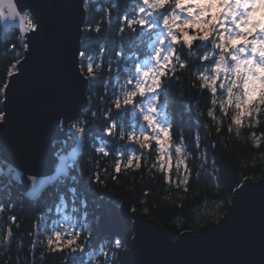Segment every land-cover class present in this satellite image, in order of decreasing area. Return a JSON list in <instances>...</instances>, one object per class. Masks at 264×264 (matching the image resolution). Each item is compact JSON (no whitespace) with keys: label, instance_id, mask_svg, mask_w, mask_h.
Listing matches in <instances>:
<instances>
[{"label":"trees","instance_id":"obj_1","mask_svg":"<svg viewBox=\"0 0 264 264\" xmlns=\"http://www.w3.org/2000/svg\"><path fill=\"white\" fill-rule=\"evenodd\" d=\"M85 9L80 60L82 72L89 79L87 95L91 100L73 126H80L84 132L82 153L70 167L68 177L34 201L11 187L0 163V264H96V259L104 257L117 240L128 243L125 252L117 249L115 255L105 259L109 264H135L131 255L135 221L125 219L126 215L155 220L176 240L184 232L195 234L220 221L245 180L264 178V124L241 128L243 138L236 135L234 128L229 132L230 121L217 132L215 123L206 115L211 94L201 96L184 71L164 68L156 104L168 127L161 140L167 137L181 147V156L177 158L172 148L170 163L161 165L155 139L144 141L145 147L129 140L128 136L139 130V124L147 126L140 122L143 112L134 108L143 98H134L133 105L125 106L123 113L115 110L109 114V110L114 109L112 100L130 73L132 62L151 57L154 34L145 26L138 33L128 30L118 41L111 38L113 30L121 26V21L126 24L125 16L132 12L125 0H86ZM97 27L100 32H96ZM20 38L17 29H5L0 19V102L9 76L24 55ZM109 41L123 54L115 62L101 51ZM90 62L91 74L87 71ZM141 107L144 111L146 104ZM132 113L137 115L134 120ZM113 124L117 126L116 135L110 136L107 130ZM100 147L109 154L100 153ZM129 148L135 149L131 166L127 164ZM122 151L125 156H121ZM55 153L66 154V145L56 144ZM63 207L74 224L62 220L63 213L58 210ZM61 229L66 234L60 235L59 241L54 233H61ZM70 239L84 250L71 253L75 245L67 243Z\"/></svg>","mask_w":264,"mask_h":264},{"label":"water","instance_id":"obj_2","mask_svg":"<svg viewBox=\"0 0 264 264\" xmlns=\"http://www.w3.org/2000/svg\"><path fill=\"white\" fill-rule=\"evenodd\" d=\"M85 1L12 0L24 25L8 0L0 13L3 27L17 29L30 44L4 89L1 169L11 187L32 201L68 177L82 153L84 132L72 126L89 107V79L80 60ZM28 16L41 25L38 32L28 30ZM59 143L66 145V154L55 153ZM129 217L135 221V264H264V178L245 180L220 221L176 240L155 220Z\"/></svg>","mask_w":264,"mask_h":264},{"label":"clouds","instance_id":"obj_3","mask_svg":"<svg viewBox=\"0 0 264 264\" xmlns=\"http://www.w3.org/2000/svg\"><path fill=\"white\" fill-rule=\"evenodd\" d=\"M125 3L132 7V12L125 16L126 24L121 21V26L113 30L111 38L118 41L128 30L138 33L145 26L155 38L150 45L149 61L143 65L132 62L130 73L125 75L112 100L114 109L109 114L115 110L125 112V106L133 105L136 97L143 99L134 108L143 112L141 105L147 100L150 115H144L143 119L155 134L153 139L158 145L161 165L170 163V149H175L177 158L182 154L181 147L170 143L167 137L158 138L168 127L151 115L157 111V89L162 86L160 77L164 75V67L188 73L189 82L201 96L205 92L211 94L206 115L215 123L217 132L230 121L229 132L234 128L236 135L243 138L241 128L264 124V0H125ZM101 51L114 62L123 55L111 41ZM153 93L149 100L148 94ZM115 126L113 135H116ZM119 138L123 140L124 136ZM136 142L146 146L139 137ZM126 244L117 240L104 257L96 259V264H109L105 257L115 255L117 249L124 253Z\"/></svg>","mask_w":264,"mask_h":264},{"label":"snow or ice","instance_id":"obj_4","mask_svg":"<svg viewBox=\"0 0 264 264\" xmlns=\"http://www.w3.org/2000/svg\"><path fill=\"white\" fill-rule=\"evenodd\" d=\"M7 7L9 8V10L11 11V13L13 14L14 17H17V16L20 17V24L24 25L25 24V19H24L23 16L20 15L19 12L16 11L17 5L14 4L12 2V0H8ZM3 10H4V0H0V13H2ZM27 25H28V30L29 31H33V29H35L33 31V33L38 32V30L41 27V25L39 23L33 24V21L31 19L27 20ZM21 30H23V29H21ZM96 32H100L99 27L96 28ZM20 45H21L22 48H25V49H28V50L30 49V44L24 43V38L23 37L20 38ZM12 47H13V49H15V45H12ZM87 71H88L89 74H91L93 72V67H92L91 62L87 66ZM4 118H5V115H0V120H4ZM115 127L117 128V126H115ZM120 127H122V125ZM112 128H113V125H110L108 130H107V134L110 135V136L112 134ZM129 136L133 139L132 135H129ZM99 152L104 154V155H105V153H107V155L109 154L104 147H100L99 148ZM134 152H135V149L129 148V151H128V154H127V164L129 166H131L133 164V159L131 157L134 154ZM121 156H125V153L123 151H122ZM135 166L137 168H139L140 164L138 165V163H137ZM117 170L119 171V166H117ZM11 236H12V233H11V231H9L8 232V237L10 238ZM56 238H57V240L61 239L59 232L56 233ZM49 243H52V241H49ZM67 243L69 245H75L74 247L70 248V252L71 253H75L77 251H83L84 250V247H82L81 245L77 244V242L74 239L68 240Z\"/></svg>","mask_w":264,"mask_h":264},{"label":"rangeland","instance_id":"obj_5","mask_svg":"<svg viewBox=\"0 0 264 264\" xmlns=\"http://www.w3.org/2000/svg\"><path fill=\"white\" fill-rule=\"evenodd\" d=\"M141 15H143V14H141ZM150 59V58H149ZM149 59H144V60H142V61H139L138 63H140V64H146L148 61H149ZM165 68V67H164ZM164 68H163V71H164ZM152 95H155V93H153V94H148V99L150 100L151 99V96ZM145 104H146V108H145V110L143 111V116L144 115H150V113H148V111H147V100L145 101ZM151 115H155L156 116V119H157V122L159 123V124H161V125H163V126H165L164 125V123H163V117L156 111L155 113H151ZM136 114H133L132 113V118H133V120L136 118ZM143 116L141 117V120H140V122L142 121H144L145 123H146V125L148 126V124H147V121L146 120H144L143 119ZM1 121V120H0ZM135 124V122L133 121V123H132V125H134ZM147 126H145V125H143V123H141V124H139L138 125V127H139V130H137V131H134L133 133H132V136H133V139L136 141V138L137 137H139L140 138V140H142V141H147V140H145L144 138L145 137H147L148 139L150 138V139H152L153 137H154V133H153V131H152V128L151 127H149L148 126V128H147ZM142 134V135H141ZM165 134L166 133H161L160 134V136L158 137L159 139H162L163 138V136H165ZM152 135H153V137H152ZM75 164V163H74ZM72 165L73 164H71L69 167H72ZM62 180V179H61ZM60 181V180H59ZM58 181V182H59ZM55 185V184H54ZM58 212L59 213H63L62 214V220H68L69 222H72L73 224L75 223L74 222V220H71V219H69V217L67 216V215H65L64 214V212H65V208L63 207V208H61L60 210H58ZM61 233H60V235H63V234H66V230L65 229H61ZM58 231H56L55 233H54V236L56 237V233H57ZM69 235V234H68ZM61 240V239H60ZM59 240V241H60Z\"/></svg>","mask_w":264,"mask_h":264}]
</instances>
